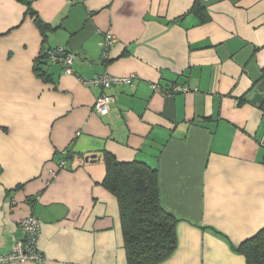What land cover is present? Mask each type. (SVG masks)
<instances>
[{
    "label": "crops",
    "instance_id": "0c3cea01",
    "mask_svg": "<svg viewBox=\"0 0 264 264\" xmlns=\"http://www.w3.org/2000/svg\"><path fill=\"white\" fill-rule=\"evenodd\" d=\"M57 48L74 75L39 58ZM263 70L264 0H0V254L34 215L40 264H127L106 152L157 170L178 220L162 264H246L237 249L264 227ZM101 74L136 78L105 91L76 78Z\"/></svg>",
    "mask_w": 264,
    "mask_h": 264
},
{
    "label": "trees",
    "instance_id": "16d2710c",
    "mask_svg": "<svg viewBox=\"0 0 264 264\" xmlns=\"http://www.w3.org/2000/svg\"><path fill=\"white\" fill-rule=\"evenodd\" d=\"M34 22L38 29H45L37 18ZM50 50L39 58L47 61ZM257 84L259 108L264 112V70ZM102 162L106 171L103 185L118 204L127 264H162L176 248L178 220L160 205L157 170L138 161H118L106 152ZM28 203L33 202L29 199ZM237 252L246 264H264V227L243 241Z\"/></svg>",
    "mask_w": 264,
    "mask_h": 264
},
{
    "label": "built area",
    "instance_id": "2783aa9c",
    "mask_svg": "<svg viewBox=\"0 0 264 264\" xmlns=\"http://www.w3.org/2000/svg\"><path fill=\"white\" fill-rule=\"evenodd\" d=\"M69 4L82 3L84 0H66ZM116 42V38L109 32L103 35L101 42V48L103 53H106L108 49ZM48 60L51 63L59 62L61 65V72L63 75H74L71 68L74 58L72 55L66 53L63 48H57L48 51ZM61 55V58L59 56ZM80 84L86 87H98L103 91L111 88L112 86L122 85L129 86L132 84L135 75L120 78L111 76L108 74H101L93 78H85L82 76H76ZM151 89L153 92L160 93L162 95H169L168 92H163L156 83H151ZM172 93H187L190 91L187 87H179L173 85ZM113 97L106 95L104 92L96 99L94 104V111L101 117L106 116L109 113L110 105L113 103ZM65 163L60 162L57 169L49 170V178L52 180L57 171L64 169ZM19 231L21 239L14 241L12 249L9 253L0 254V264H11L16 262H32L42 263L44 261L43 255L37 250V241L40 234V221L34 215L25 217L19 223Z\"/></svg>",
    "mask_w": 264,
    "mask_h": 264
},
{
    "label": "water",
    "instance_id": "95a60500",
    "mask_svg": "<svg viewBox=\"0 0 264 264\" xmlns=\"http://www.w3.org/2000/svg\"><path fill=\"white\" fill-rule=\"evenodd\" d=\"M59 57H61V55ZM94 158H95V156H92L91 157V159H94ZM85 161H88V159H85Z\"/></svg>",
    "mask_w": 264,
    "mask_h": 264
},
{
    "label": "bare ground",
    "instance_id": "6f19581e",
    "mask_svg": "<svg viewBox=\"0 0 264 264\" xmlns=\"http://www.w3.org/2000/svg\"><path fill=\"white\" fill-rule=\"evenodd\" d=\"M255 50V49H254ZM70 53V52H69ZM107 60H108V58H107ZM56 77V76H55ZM59 79V78H58ZM56 82V81H55ZM238 100V99H237ZM249 103V102H248ZM69 151V150H68ZM66 155V154H65ZM70 157V156H69ZM73 158V157H72ZM82 159V158H81ZM230 247V246H229Z\"/></svg>",
    "mask_w": 264,
    "mask_h": 264
},
{
    "label": "rangeland",
    "instance_id": "374dc122",
    "mask_svg": "<svg viewBox=\"0 0 264 264\" xmlns=\"http://www.w3.org/2000/svg\"><path fill=\"white\" fill-rule=\"evenodd\" d=\"M59 58H61V57H59Z\"/></svg>",
    "mask_w": 264,
    "mask_h": 264
}]
</instances>
